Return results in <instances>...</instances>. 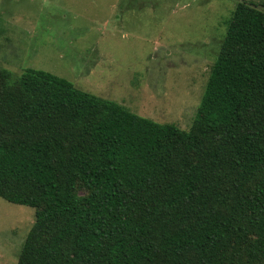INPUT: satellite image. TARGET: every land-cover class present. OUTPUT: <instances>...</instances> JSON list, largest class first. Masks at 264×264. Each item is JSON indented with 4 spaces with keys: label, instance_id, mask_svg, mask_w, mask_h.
Wrapping results in <instances>:
<instances>
[{
    "label": "trees",
    "instance_id": "obj_1",
    "mask_svg": "<svg viewBox=\"0 0 264 264\" xmlns=\"http://www.w3.org/2000/svg\"><path fill=\"white\" fill-rule=\"evenodd\" d=\"M0 197L35 210L15 264H264V11L235 5L188 130L0 68Z\"/></svg>",
    "mask_w": 264,
    "mask_h": 264
},
{
    "label": "rangeland",
    "instance_id": "obj_2",
    "mask_svg": "<svg viewBox=\"0 0 264 264\" xmlns=\"http://www.w3.org/2000/svg\"><path fill=\"white\" fill-rule=\"evenodd\" d=\"M239 1L264 11V0H0V68L45 70L188 130ZM34 211L0 197V264L17 262Z\"/></svg>",
    "mask_w": 264,
    "mask_h": 264
}]
</instances>
